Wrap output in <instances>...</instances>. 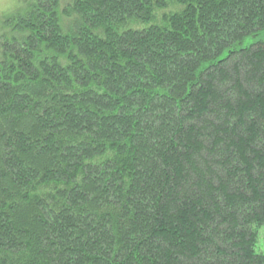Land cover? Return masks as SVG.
Instances as JSON below:
<instances>
[{
    "label": "trees",
    "instance_id": "16d2710c",
    "mask_svg": "<svg viewBox=\"0 0 264 264\" xmlns=\"http://www.w3.org/2000/svg\"><path fill=\"white\" fill-rule=\"evenodd\" d=\"M0 35V264H264V0H29Z\"/></svg>",
    "mask_w": 264,
    "mask_h": 264
},
{
    "label": "rangeland",
    "instance_id": "374dc122",
    "mask_svg": "<svg viewBox=\"0 0 264 264\" xmlns=\"http://www.w3.org/2000/svg\"><path fill=\"white\" fill-rule=\"evenodd\" d=\"M29 0H0V35L5 34L3 29L4 20L13 17L17 13H21Z\"/></svg>",
    "mask_w": 264,
    "mask_h": 264
}]
</instances>
